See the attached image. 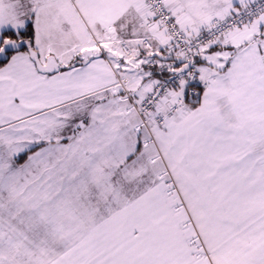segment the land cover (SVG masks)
Wrapping results in <instances>:
<instances>
[{
    "label": "snow or ice",
    "instance_id": "obj_1",
    "mask_svg": "<svg viewBox=\"0 0 264 264\" xmlns=\"http://www.w3.org/2000/svg\"><path fill=\"white\" fill-rule=\"evenodd\" d=\"M0 264H264V0H0Z\"/></svg>",
    "mask_w": 264,
    "mask_h": 264
}]
</instances>
